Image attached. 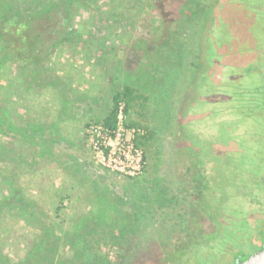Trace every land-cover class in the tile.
Returning a JSON list of instances; mask_svg holds the SVG:
<instances>
[{"label": "trees", "instance_id": "1", "mask_svg": "<svg viewBox=\"0 0 264 264\" xmlns=\"http://www.w3.org/2000/svg\"><path fill=\"white\" fill-rule=\"evenodd\" d=\"M103 1L0 0V71L9 65L15 67L24 92L20 101L22 107L16 103L15 106L0 105V229L2 223L8 221L14 233L22 228L33 230L25 256L17 261L0 244V264H134L138 258H135L138 242L149 237L148 216L156 215L160 208L170 203L166 188L157 181L152 185L149 180L130 183L123 195L104 186V182H95L91 208L70 228H65L58 222L59 209L50 213L52 206L35 196L47 185L43 170L52 163L62 169L69 182L80 177L85 165L71 140L62 135L64 130L60 125L62 120L70 119V110L62 111L58 122L44 123L24 112L28 109V98L39 96L49 88L57 93L60 102L69 93L78 95L71 87L70 78L55 72L51 63L54 55L67 47L82 46L87 37L75 27V22L88 11L94 19L93 8L104 7ZM169 2L173 4V0H163L162 11L166 18L175 14L171 17L176 24L161 30L151 40L140 38L132 46L133 50L127 45L142 61H136L134 70L126 73L127 83L114 93L107 117L93 123L113 126L121 101L126 104L128 118L141 100L147 101L151 94L154 95L155 83L171 80L176 73L180 80V74L193 55L195 28L203 29L206 19L211 17L213 0H178L173 4L177 9L173 14L167 8ZM216 23L210 24L211 32L209 30L205 36L209 44L212 42L215 56L218 55ZM166 37L169 39L165 40ZM98 53L92 61L94 65L105 62L103 51ZM1 77L4 76L0 73V82ZM91 124L86 125L85 140ZM127 124L147 130L136 141L144 151L146 172V149L153 132L134 121L128 120ZM81 152L84 154L86 150L81 149ZM91 164L102 168L93 156ZM112 173L127 180L135 179ZM140 236L143 237L139 241Z\"/></svg>", "mask_w": 264, "mask_h": 264}, {"label": "rangeland", "instance_id": "2", "mask_svg": "<svg viewBox=\"0 0 264 264\" xmlns=\"http://www.w3.org/2000/svg\"><path fill=\"white\" fill-rule=\"evenodd\" d=\"M176 1L178 0H173V4ZM173 4L169 2L167 7L172 14L177 10ZM150 5L154 8L152 9ZM97 6L92 7L94 19L90 18L91 11H88L75 22V27L84 34V37H87L81 43L82 46L67 47L64 52L54 55L51 63L53 70L70 78L72 89L84 97L80 98L77 94L69 93L64 97V101L60 102L57 93L49 88L40 92L39 96L29 97L28 109L24 110L31 118L44 123H56L62 111L70 110V119L62 120L60 125L64 130L62 135L71 140L73 149L83 159L82 164L85 167L79 174L80 177L69 182L62 169L52 163L43 170L47 185L43 192L35 193V196L48 203L50 207L52 206L50 213L53 214L54 209L58 208V222L65 228H70L94 203L95 182H104V186L123 195V192L130 188V183L135 181L142 183L149 180L152 185L157 181L166 188L170 203L160 208L156 215L148 216L149 237L142 240L143 236H140L139 241H142L138 242L135 248L136 258L139 257L142 249L149 250L153 245L158 246V243L168 244L184 223L185 193L183 177L181 171L177 169L181 167V162L178 156H175L179 150L176 142L186 105L192 95L193 84L200 74L201 77L207 74L205 73L207 62H212L215 57L213 48L205 38L210 29L211 17L206 19L203 29L195 28L197 36L195 35L193 55L188 59L184 72L180 74V80H177L176 73L171 80L167 79L163 83L158 81L153 86L154 95L151 94L147 101L141 100L139 105L131 110L127 121L147 126L153 132V138L146 149L148 154L146 172L135 177L134 180H127L126 177L116 176L112 172L92 166L91 156L93 155L84 139L86 125L102 121L107 117L112 109L114 93L121 90L127 83L126 73L134 70V66L138 64L136 61H142L141 58L138 59L135 54H132L127 45H131L130 48L133 50L132 46L140 38L151 40L157 37L161 30H166L173 25L176 20L172 17L175 14L169 18L164 16L163 0H105L104 7ZM263 7L264 0H216L212 9L213 16H216L215 30L218 40L232 43L230 46L233 48L235 58L232 54H228L230 58L232 57L235 62L236 60L242 62V59L254 60L257 65L256 72H253L254 76L251 75V77L244 78L237 72L232 74L231 70L227 71L229 81L232 80L234 84L257 85L264 79ZM221 19L227 24L221 26ZM114 28L115 30H112ZM168 39L166 37L165 40ZM92 44L96 45L95 48L98 47L95 55L103 51L105 62L94 65L92 62L94 57L90 62L84 61L81 68H75L77 62L83 61V57H87L95 49ZM79 55H81L80 61H78ZM214 68L213 64L212 72L215 71ZM72 69L77 70L74 76L71 75ZM217 71L219 72L217 77L214 80L211 79L214 82L211 88L215 86V80L223 81L224 69L220 67ZM0 73L4 76L1 77L0 82L2 86L0 105L12 106L16 103L22 107L20 101L23 99L24 92L18 81L15 67L9 65L1 69ZM212 77L214 78V75ZM203 120L205 121V117ZM218 132V138L221 139L220 135L223 131L218 129ZM223 137L226 138V135ZM81 149H85L86 152L82 154ZM32 232V229L22 228L14 233L10 229L9 222L4 221L0 229V244L7 249L11 258L17 261L25 256L27 246L31 243Z\"/></svg>", "mask_w": 264, "mask_h": 264}, {"label": "flooded vegetation", "instance_id": "3", "mask_svg": "<svg viewBox=\"0 0 264 264\" xmlns=\"http://www.w3.org/2000/svg\"><path fill=\"white\" fill-rule=\"evenodd\" d=\"M230 45L216 42L218 55L197 78L179 128L184 223L168 244L142 249L134 264H264V79L229 81L227 71L245 78L257 66L235 62ZM220 67L223 81L211 88Z\"/></svg>", "mask_w": 264, "mask_h": 264}, {"label": "built area", "instance_id": "4", "mask_svg": "<svg viewBox=\"0 0 264 264\" xmlns=\"http://www.w3.org/2000/svg\"><path fill=\"white\" fill-rule=\"evenodd\" d=\"M126 104H118L113 126L92 123L87 130L86 144L96 163L104 169L128 177H138L145 168L144 151L136 145L145 130L127 124Z\"/></svg>", "mask_w": 264, "mask_h": 264}, {"label": "crops", "instance_id": "5", "mask_svg": "<svg viewBox=\"0 0 264 264\" xmlns=\"http://www.w3.org/2000/svg\"><path fill=\"white\" fill-rule=\"evenodd\" d=\"M104 45V44H103ZM95 46L96 45H94V44H92V47L93 48H95ZM98 47H96L92 52H90L89 53V55L87 56V57H83V61H81L80 63L79 62H77L78 64H75V68H81V65H82V63H84V61H87V62H90V61H92L93 59H94V57L96 56L95 55V52H96V49H97ZM100 48H102V46L100 47ZM81 55H79L78 56V61H80L79 59V57H80ZM74 62V61H73ZM75 69H72V71H71V75L72 76H74L75 74H76V72H77V70L76 71H74ZM66 74H68V73H66Z\"/></svg>", "mask_w": 264, "mask_h": 264}, {"label": "water", "instance_id": "6", "mask_svg": "<svg viewBox=\"0 0 264 264\" xmlns=\"http://www.w3.org/2000/svg\"><path fill=\"white\" fill-rule=\"evenodd\" d=\"M215 3H216V0H214L213 4H212V6H211V18H210L211 24H214V22H215V17L212 16V15H213V13H212V9H213V7L215 6ZM210 29H211V27H210ZM210 29H208V32H209Z\"/></svg>", "mask_w": 264, "mask_h": 264}]
</instances>
